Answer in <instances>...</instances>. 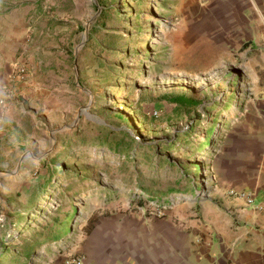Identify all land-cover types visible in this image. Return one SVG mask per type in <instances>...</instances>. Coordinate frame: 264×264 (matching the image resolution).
I'll list each match as a JSON object with an SVG mask.
<instances>
[{
	"label": "rangeland",
	"instance_id": "374dc122",
	"mask_svg": "<svg viewBox=\"0 0 264 264\" xmlns=\"http://www.w3.org/2000/svg\"><path fill=\"white\" fill-rule=\"evenodd\" d=\"M199 4L0 0V45L44 82L0 97V264H62L110 221L201 224L209 160L263 79Z\"/></svg>",
	"mask_w": 264,
	"mask_h": 264
},
{
	"label": "crops",
	"instance_id": "0c3cea01",
	"mask_svg": "<svg viewBox=\"0 0 264 264\" xmlns=\"http://www.w3.org/2000/svg\"><path fill=\"white\" fill-rule=\"evenodd\" d=\"M199 8L212 41L222 48L235 36L237 48L244 47L254 83L260 78L264 82V0H205ZM10 44L0 45V97L44 84L30 79L31 59L15 63ZM20 65L27 68L24 81L12 78ZM253 90L209 160L213 190L208 206L200 209L201 224L180 237L173 226L126 227L110 221L78 243L85 264H264V99L261 86ZM230 191L250 194L253 204Z\"/></svg>",
	"mask_w": 264,
	"mask_h": 264
},
{
	"label": "built area",
	"instance_id": "2783aa9c",
	"mask_svg": "<svg viewBox=\"0 0 264 264\" xmlns=\"http://www.w3.org/2000/svg\"><path fill=\"white\" fill-rule=\"evenodd\" d=\"M200 2H204L205 0H199ZM27 68L24 65H20L16 68L14 71L13 77L17 78L18 80L24 79L26 76ZM263 99H264V82H263ZM230 194L233 196H236L237 198L244 200V202L247 205L253 204V199L250 196V194L246 192H235V191H230ZM62 264H85L84 258L82 256H74L70 255L66 257V259L62 262Z\"/></svg>",
	"mask_w": 264,
	"mask_h": 264
},
{
	"label": "trees",
	"instance_id": "16d2710c",
	"mask_svg": "<svg viewBox=\"0 0 264 264\" xmlns=\"http://www.w3.org/2000/svg\"><path fill=\"white\" fill-rule=\"evenodd\" d=\"M169 101L182 107H192L198 104V102L193 98H188L185 96H174L169 98Z\"/></svg>",
	"mask_w": 264,
	"mask_h": 264
}]
</instances>
